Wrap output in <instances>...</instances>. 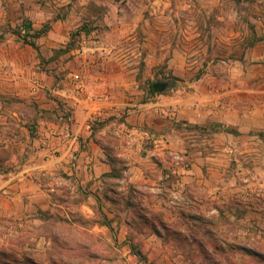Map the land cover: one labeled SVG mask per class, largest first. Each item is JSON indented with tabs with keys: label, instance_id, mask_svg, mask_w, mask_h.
I'll return each instance as SVG.
<instances>
[{
	"label": "rangeland",
	"instance_id": "374dc122",
	"mask_svg": "<svg viewBox=\"0 0 264 264\" xmlns=\"http://www.w3.org/2000/svg\"><path fill=\"white\" fill-rule=\"evenodd\" d=\"M29 21L55 24L53 33L44 38L41 53L23 42L22 24ZM82 26H86L85 32L79 31ZM0 40V54L22 56L19 62L0 57V112L14 108L34 126L39 116L46 114L40 109L55 106L66 110V102L56 90L65 86L70 72L84 68L104 72L102 82L120 83L117 86L122 87L123 97L131 103L172 97L185 103L186 109L194 107L195 112L211 116L220 112L221 119L230 107L238 122L213 121L210 126L209 122L196 125L186 119L178 122L187 129L192 144L189 150L215 153L199 158L200 162L192 155L184 157L187 167L192 162L202 167L198 169L200 178L186 182L183 191L180 186L172 188V183H177L175 176L169 183L161 182L156 191H110L112 202L106 207L112 218L123 223L133 206L139 216H161L165 211L159 210V203V209L156 204L141 205L160 198L163 205L175 208L171 230H182L187 236L170 233L173 237L166 238L157 251L145 236L152 231L151 220L140 223L132 215L133 228L123 223V232L127 230L135 238L134 253L119 247L115 234L122 228L118 220L106 233L95 229L91 237L94 243L105 246L107 253L80 249L78 236L71 237L77 246L69 249L65 246L70 241L58 234L53 239L63 249L56 246L40 256V246L46 244L44 239L40 241L41 232H51L60 225L72 229L60 219L61 212L74 215L79 223L83 218L103 220L101 204L96 205V214L83 206L86 194L72 196V183L58 172L44 177L62 186L65 192L59 200L69 204L54 210L41 212L33 207L24 210L26 215L14 217L15 211L20 212L22 198L9 197H14L15 189L12 193L0 189V264H40L50 262L53 256L60 264H107L103 256L109 259L108 264H168L167 255L176 257V264H264V0H0ZM78 48L81 50L73 52ZM20 63L31 81L24 80L29 83L24 82L23 95L13 96L2 74ZM171 73L184 81L170 87ZM199 73L201 77L196 79ZM48 75L53 81H47ZM33 79L37 82L34 86ZM155 82H166L168 87L162 93L152 92L149 87ZM197 103L201 104L198 109ZM220 123L225 130L218 127ZM231 128L238 133L228 131ZM6 157L0 152V163ZM211 165L216 170L212 171ZM37 176L32 177L36 182L40 180ZM209 187L218 195L210 193ZM36 190L38 186L28 184L23 189L24 201L28 202ZM133 196L140 198L139 203L128 206ZM200 201L204 203L203 215L195 211ZM165 244L171 248L167 253Z\"/></svg>",
	"mask_w": 264,
	"mask_h": 264
},
{
	"label": "crops",
	"instance_id": "0c3cea01",
	"mask_svg": "<svg viewBox=\"0 0 264 264\" xmlns=\"http://www.w3.org/2000/svg\"><path fill=\"white\" fill-rule=\"evenodd\" d=\"M44 25L33 24L34 29H40ZM52 25L55 26V24H50L48 31L37 39L39 49L30 44L25 43V45H30L39 52L43 51L45 48L42 44L45 36L53 33ZM81 49H84V45ZM81 49L78 48L73 52ZM20 55V53L12 55L5 52L0 54V57L5 61L12 57L15 59L14 61L19 62L22 57ZM16 67L11 71L8 69L10 73L2 74L4 82L11 85L9 92L13 96L24 94V80L28 79L25 76L27 71L24 66L20 63L18 68ZM73 73H80L84 76L85 81L82 86L73 80ZM103 74L105 73L102 71H92L90 68L70 72L64 80L65 86L56 90L59 97L66 102V110L63 112L55 106L51 108L46 106L45 110L40 109L41 113L46 114L39 116L36 121L35 134L30 132L32 124L14 108H7L0 112V152L7 154L6 159L0 163L5 162L4 166H0L2 168L0 174H3L0 175V189L3 192L11 193L15 189L14 197L12 195L9 197L22 198L23 204L21 209H18L20 212L15 211L18 216L15 214L14 217L26 215L24 210L33 207L39 208L41 212L54 210L56 206L64 207L69 203L59 200L61 193L65 192L62 186L44 176L58 172L63 173L65 174L63 178L72 183V186L70 185L71 195L75 197L81 192L86 194L88 202L85 201L81 204L95 214L96 205L101 204L103 215L100 218L102 217L104 220L107 217L110 220V225H108L101 223L99 219L91 220L82 217L83 222L79 223L74 215L61 212L60 219L72 226V229L67 230V235L63 234L70 241V244L65 247L73 250L77 246L73 245V241H75L73 239L77 236L91 238L95 234V229L106 233L120 220L122 229L115 234L120 242L119 247L128 248L129 252L134 253L136 250V248L134 249L135 238H131L127 230L123 232V223L127 227L133 228L132 224H135L133 219H137L140 223L151 220L152 231L145 236L146 240H149L151 245H154L153 248L158 251L157 246L162 248L166 243V238L173 237V234L170 233H176L180 237L188 235L187 232L183 234L182 230H179L180 232L171 230V223L175 219V208L172 205L169 207L163 205L160 198L156 202L148 200L141 205L144 206L147 203L157 206L159 203L160 209L158 206L157 209L161 211L163 209L165 213L161 216H148L146 213L139 216L137 210L133 209L135 208L133 205L139 203L140 198L136 199V196H133L127 201L128 206H133L128 209L131 215L123 219L122 223V219L112 218V214L106 207L112 202L110 191L132 189L133 192H140L141 188L156 191L160 188L161 182H168L172 176L177 179V183H172V188L175 185L176 187L180 186V190L183 191L186 182L193 178H200L198 169L202 167L195 162L187 167L183 163L184 157L192 155L200 162L199 158H210V154L215 153L206 155L201 149L191 148L189 150V145L192 144H189L187 129L179 126L178 122L181 119H186L196 125L209 122L208 126L213 121L228 125H236L238 122L233 117L230 107L226 108V112L222 114L224 118L221 119L220 112L217 116L195 112L194 107L186 109L185 103L175 102L172 97L159 98L158 96L156 100L150 102L131 103L123 97L122 87L117 86L120 83L102 82ZM50 76L48 75L47 81H53ZM33 80L34 86L37 82L35 79ZM28 81H31L30 78ZM28 81L25 84L29 83ZM166 87L168 84L164 85L159 92H155L162 93ZM200 105L197 103L196 108H200ZM125 109H127V113ZM210 169L214 171L216 167L211 165ZM34 174H38L37 177L40 176L39 181L36 182L32 178ZM30 183L38 186V190L34 192L28 202H25L23 189L27 188ZM113 184L114 186H112ZM208 189L213 195H218L215 188L209 187ZM186 204L192 206L190 202ZM203 205V202H197L195 211L198 215H203L201 214L204 209ZM10 214L12 213L10 212ZM40 221H44V219L40 217ZM47 232L40 233V241L44 239V243H46L42 244L43 248L40 246V250H42L40 256L47 255L59 245ZM96 235L103 237V234ZM192 240L196 245L197 240ZM202 245L204 242L201 240L200 246ZM87 246L85 243L78 247L90 253L93 251L107 253L108 251L105 246L99 244L90 248ZM58 247L63 249L62 246ZM113 247L116 248L115 245ZM165 248L167 249L166 253L171 250L168 244H165ZM53 257H50V262L40 264H60L58 263L59 259ZM166 258L168 264H176L174 262L176 257L167 255ZM103 261L109 263V259L104 256ZM158 261L157 259L156 262L158 263ZM61 264L63 263L61 262Z\"/></svg>",
	"mask_w": 264,
	"mask_h": 264
},
{
	"label": "trees",
	"instance_id": "16d2710c",
	"mask_svg": "<svg viewBox=\"0 0 264 264\" xmlns=\"http://www.w3.org/2000/svg\"><path fill=\"white\" fill-rule=\"evenodd\" d=\"M50 27V24H45L42 28L40 29H34V26L32 24V22H27L25 24H22V32L20 33L23 39V42L26 44H30L32 45L34 48L39 49V46L37 44V39L44 35L48 29ZM85 27L86 26H82L79 31L80 32H85ZM89 31L86 30V33H88ZM1 41V40H0ZM71 45V44H70ZM68 49H70L69 47L66 48L65 51H67ZM201 77V73L197 74L196 79ZM169 81H170V87H175L177 86V84L179 83V81H184L183 78L176 76L175 74L171 73L170 77H168ZM149 89L152 90V92L155 90L154 86L152 85L151 87H149ZM218 127L224 128V130L226 129V127L223 124H218ZM228 131L237 134L238 130L235 128H231L228 129ZM30 132L31 134H35L36 133V127L34 126V124L30 125ZM101 223L103 224H108L110 225V220L105 217L104 220L101 221ZM53 229V231H52ZM44 233V232H43ZM46 233V232H45ZM48 233V232H47ZM61 235V234H66L67 235V230L65 229V226L63 227V225L61 226H54L53 228H51V232L48 233V235H51V237L53 236V238H56L57 235ZM89 238V237H88ZM84 236H81V240H82V244L88 245L87 247L90 248L91 246H95L96 243L93 242V239L90 238L88 239ZM57 239V238H56ZM136 248V246H134V249ZM7 264H10V262H5Z\"/></svg>",
	"mask_w": 264,
	"mask_h": 264
},
{
	"label": "built area",
	"instance_id": "2783aa9c",
	"mask_svg": "<svg viewBox=\"0 0 264 264\" xmlns=\"http://www.w3.org/2000/svg\"><path fill=\"white\" fill-rule=\"evenodd\" d=\"M73 80L77 83L80 84V86H82V84H84L85 78L82 74L80 73H73L72 74Z\"/></svg>",
	"mask_w": 264,
	"mask_h": 264
},
{
	"label": "water",
	"instance_id": "95a60500",
	"mask_svg": "<svg viewBox=\"0 0 264 264\" xmlns=\"http://www.w3.org/2000/svg\"><path fill=\"white\" fill-rule=\"evenodd\" d=\"M166 85V82L163 83H159V82H155L154 83V88L156 92H159V90H162V87Z\"/></svg>",
	"mask_w": 264,
	"mask_h": 264
}]
</instances>
